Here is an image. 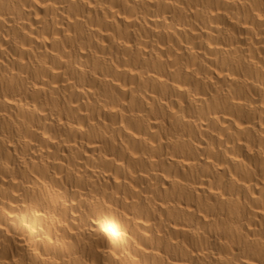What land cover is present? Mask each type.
Returning <instances> with one entry per match:
<instances>
[{
  "label": "bare ground",
  "instance_id": "bare-ground-1",
  "mask_svg": "<svg viewBox=\"0 0 264 264\" xmlns=\"http://www.w3.org/2000/svg\"><path fill=\"white\" fill-rule=\"evenodd\" d=\"M0 264H264V0H0Z\"/></svg>",
  "mask_w": 264,
  "mask_h": 264
}]
</instances>
